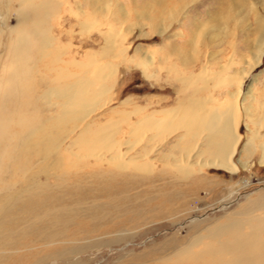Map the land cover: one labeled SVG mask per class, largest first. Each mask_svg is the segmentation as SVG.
Wrapping results in <instances>:
<instances>
[{"label":"rangeland","instance_id":"obj_1","mask_svg":"<svg viewBox=\"0 0 264 264\" xmlns=\"http://www.w3.org/2000/svg\"><path fill=\"white\" fill-rule=\"evenodd\" d=\"M230 1L48 0L41 3L35 0L32 8L37 13L41 9L44 14L46 12L43 29L49 31L51 39L56 40L61 49L66 48L68 59L65 61L87 63L98 59L97 65L88 68L89 74H93L102 63L114 69L111 101L91 114L85 123L96 122L94 129L102 136L115 128L114 142L104 140L102 143H114L110 153L118 151L117 147L125 153L132 129L145 115L170 109L179 100L183 104L191 102L190 106L196 102L197 105L206 104L221 110H226L233 101L229 93L237 89L238 82H232L229 77L238 75L253 59L256 42L253 31L258 19L264 23V0H237L238 9L233 14L227 12ZM19 2L0 0V89L12 67L11 63L17 59L14 52L18 37L16 28L20 26L18 13L24 6ZM221 7H226L224 13L227 19L221 20L216 14ZM171 10L176 13L172 21L166 17ZM81 23L90 28H83ZM200 25L205 27L197 30ZM25 44L29 45L32 55L39 53L33 38L29 37ZM110 44L114 45L105 50ZM41 72L44 73V70L41 69ZM47 75L51 76L50 73ZM185 78L190 81L183 80ZM41 82L39 78L35 82L40 91L45 87L41 86ZM126 99L129 103L122 107ZM236 101L237 129L241 136L232 157L238 168L236 173L208 166L198 170L196 153L203 148L202 137L186 159L182 150L187 144L180 139L184 130L152 140L151 132L140 136L139 131L137 143L124 157L125 160L135 157L134 164L118 171L106 163L99 165L91 158H85L80 173L70 170V178L72 174L96 171L104 179L73 178V182L67 181L66 188H75L81 198L78 199L80 201H65V204L70 202L73 210L67 217L58 212L56 227L52 228L48 220L30 229L24 214H21L22 207L11 211L15 214L16 223L2 226L12 233L8 235L9 241H4L8 245L3 248L4 255L0 250V263L10 264L17 260L25 264L28 258L23 256L24 253L44 258L52 252L57 253L59 246L66 243L73 252L62 264H160L181 246L187 245L195 235L225 222L229 215L237 214L249 202L264 197V158L261 162V145L264 143V51L259 64L244 79ZM43 104L39 106L43 114L56 115L53 102ZM136 107L143 108V111L129 114ZM79 132L77 129L74 134L67 135L69 139L65 141V148L69 145L70 152H79L78 147L70 143ZM134 137L133 134V140ZM248 139H251L253 148L246 155L242 149ZM195 144L191 140L189 147ZM60 151L64 153L63 149ZM67 157L69 163L75 158ZM37 164L33 163V168ZM142 164L154 168L136 171L133 167ZM181 168H189L191 173L182 175L178 172ZM38 180L47 181L52 188L50 192L57 188L58 182L54 179L39 176ZM17 187L15 185L14 188ZM54 207H63V201L54 204ZM76 207L80 208L74 213ZM260 212L262 210H255L254 214L259 215ZM53 230H62L63 238H49V232ZM47 250L51 252L47 253ZM41 264L60 262L51 259Z\"/></svg>","mask_w":264,"mask_h":264},{"label":"bare ground","instance_id":"obj_2","mask_svg":"<svg viewBox=\"0 0 264 264\" xmlns=\"http://www.w3.org/2000/svg\"><path fill=\"white\" fill-rule=\"evenodd\" d=\"M33 1L35 0L29 2L20 0L19 2L24 6L18 13V24L20 26L16 28L18 37L15 41L16 48L14 52L17 54V59L11 63L12 67L0 89V238L2 240L0 243H4L3 246L0 245L1 253L5 251L3 248L7 245L4 241L8 242V235L12 233L7 227H4L16 223L14 220L15 214L12 213L13 210H19L22 207L21 214H24L29 228L40 225L39 223L44 224L43 222L48 220L52 228L53 226L56 227L59 222L56 217L57 213L62 212L67 217L73 210V207L69 205L70 202L65 204V201L67 199L75 201L81 198L80 192L75 188H66V182L72 181L73 178L75 180L84 178L104 179L101 176L102 174L96 171L90 173L86 171L88 173L82 175L72 174V178H70V170L79 171L80 173L85 158H91L99 165L106 163L118 171L126 168L127 165L134 164L135 157H130L128 160H125L124 157L126 152L128 154V151L132 149V145L135 142L137 143L136 136L139 131L141 136L147 131L151 132L150 140H152L162 137L161 135L164 136L177 130H184V134L180 136V139L187 144L182 150L186 159L189 158L190 152L196 148L197 142L202 137L203 148L198 149L196 153L197 160L195 164L198 166V170L203 166H208L231 173L237 172L238 168L232 162L233 154L241 138L237 129L239 124L237 121L238 107L236 100L240 95L244 79L253 67L259 64L264 51L263 21L261 22L258 19L256 28L253 31L256 42L252 61L238 75L229 77L232 82L236 80L238 86L235 91L229 93V97L233 101L226 110H221L220 107H207L206 104L197 105L196 102L192 107L190 106L191 102L183 104L179 100L170 109L152 112L145 115V117L143 116L142 120L137 123L136 128L132 129L133 132H131L130 142H128L125 153L121 152L119 147H117L118 151L110 153L114 143H108L109 141L114 142L115 128L112 129L113 132H107L105 136H102L98 130L94 129L96 122L85 123V121L91 114L111 101L112 94L110 91L114 82V69L109 64L102 63L96 69L94 68L93 74H89L88 68L96 63L98 64V59L87 63L85 61H65L64 59H68L65 56L66 48L61 49L56 40L51 39L49 31L43 29V21L45 22L47 19L45 17L46 12L44 14L42 9L39 13L33 11ZM38 1L47 3L48 0ZM237 4V0L230 1L227 6L229 11L227 12L229 14L235 12L238 9ZM34 5L36 6V4ZM182 7L180 6V8ZM225 8L221 7L218 10L219 12L216 13L221 20L228 18L226 12L224 13ZM175 14V11L171 10L166 17L172 21L175 19ZM236 14H239V12ZM82 27L85 29L90 28L86 25ZM201 27L204 28L205 26L200 25L196 29L199 30ZM29 37L36 40L38 54L32 55L29 45L25 44ZM190 42L192 41L190 40ZM113 45H107L105 50L110 49ZM186 62L189 61L186 60ZM41 69L44 70V73L41 72ZM73 69L76 72H71ZM47 73H50L51 76L48 77ZM200 74L202 75V73ZM38 78L42 81L41 86H45L41 91L35 84ZM197 79L200 78L197 77ZM183 80L190 81L189 78ZM38 92L42 94L38 95ZM127 100L122 102V107L129 103ZM44 102H53L52 107L55 106L56 115L49 116L46 108L45 113L47 114L41 112L39 106ZM141 110L143 111V108L136 107L131 110L132 112L129 111V114H139ZM112 112L118 113L121 111ZM77 129L80 132L70 143L77 146L79 152H70L69 145L65 148V141L69 139L67 135L74 134ZM256 133L257 131L253 135ZM133 134L135 135L134 140ZM104 140L108 142L106 145L102 143ZM191 140L196 143L192 148L189 145ZM250 140L248 139L242 149L246 155L250 154L253 148ZM60 149H63L64 153ZM261 149V162L263 163L264 143L261 145ZM108 153L110 155L107 156ZM67 156L71 158L74 156L75 158L71 159V163H69ZM33 163L38 164L33 168ZM64 163H67V165ZM148 166L149 164H142L133 167L136 171H146L154 168ZM178 172L186 176L191 173V170L183 168ZM25 175L28 176L23 178ZM110 175L113 177V174ZM39 176H43L45 179H54L60 187L57 185V188H53L54 192H50L52 188L46 183L47 181L40 182L38 180ZM15 185H18L17 189L14 188ZM90 185H87V187H90ZM85 192L83 193L86 194ZM61 201H63V207H54V204ZM76 204H79V202ZM79 208L76 207L74 213ZM255 210H262V212L256 215L254 214ZM228 217L229 219L225 222L217 223L207 228L204 233L195 235L187 245L181 246L172 256L168 257L169 259L160 264H264V197L249 202L237 214ZM63 236L62 230L61 232L53 230L51 233L49 232L48 237L51 239L58 237L60 239ZM58 250L60 252H52L45 255L44 258L24 253L23 256L28 258L25 264H41L51 259H54V261L59 260L62 264L63 261L68 260L73 252L66 243H62ZM48 252H51V250H47ZM10 264L23 263L16 260Z\"/></svg>","mask_w":264,"mask_h":264},{"label":"crops","instance_id":"obj_3","mask_svg":"<svg viewBox=\"0 0 264 264\" xmlns=\"http://www.w3.org/2000/svg\"><path fill=\"white\" fill-rule=\"evenodd\" d=\"M139 135L141 136V132H139Z\"/></svg>","mask_w":264,"mask_h":264}]
</instances>
